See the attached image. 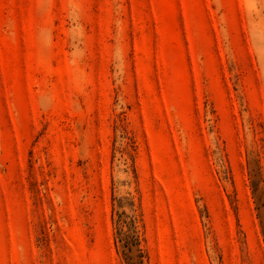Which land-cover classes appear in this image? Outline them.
Returning a JSON list of instances; mask_svg holds the SVG:
<instances>
[{
  "label": "rangeland",
  "instance_id": "374dc122",
  "mask_svg": "<svg viewBox=\"0 0 264 264\" xmlns=\"http://www.w3.org/2000/svg\"><path fill=\"white\" fill-rule=\"evenodd\" d=\"M264 264V0H0V264Z\"/></svg>",
  "mask_w": 264,
  "mask_h": 264
},
{
  "label": "trees",
  "instance_id": "16d2710c",
  "mask_svg": "<svg viewBox=\"0 0 264 264\" xmlns=\"http://www.w3.org/2000/svg\"><path fill=\"white\" fill-rule=\"evenodd\" d=\"M118 208L127 206L129 212L124 210L116 212L113 231V243L121 264H147V254L142 247V216L139 208L135 207L133 200L119 199Z\"/></svg>",
  "mask_w": 264,
  "mask_h": 264
}]
</instances>
